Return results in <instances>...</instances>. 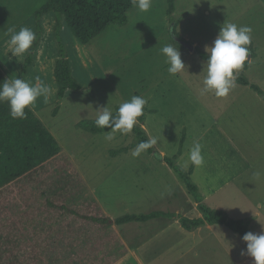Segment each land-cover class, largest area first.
<instances>
[{
    "label": "rangeland",
    "instance_id": "rangeland-1",
    "mask_svg": "<svg viewBox=\"0 0 264 264\" xmlns=\"http://www.w3.org/2000/svg\"><path fill=\"white\" fill-rule=\"evenodd\" d=\"M46 4L47 0H0V68L8 78L35 84L39 77L50 86L47 101L38 98L32 109L57 138L69 161L43 183L22 191L9 205L0 195V215H12L30 238L39 236L37 243L45 257L57 255L51 264H112L125 249L114 224L117 230L113 225L104 231L110 254L92 250L66 257L61 240L66 239L65 221L71 216L50 202L73 206L87 194L112 218L186 208L190 191L163 157L175 158L181 167L196 140L203 145L204 164L198 168L189 165L186 171L192 170L191 177L202 193L232 181L248 184L254 200L264 202V95L236 80L227 97L201 96L205 59L196 48L191 51L178 43L172 33L171 41L166 27L171 21L169 26L181 38L205 50L206 45L213 44L223 23L250 26V55L237 76H247L251 84L264 90V0H175L172 14L168 12L169 0H153L148 12L132 7L127 24H112L87 44L64 20L58 21L53 11L37 18L36 12ZM8 27L17 31L28 27L36 38L39 36L26 74L22 70L30 49L22 63L8 53L9 37L4 35ZM58 28L73 74L83 85L64 99L58 98L54 75L60 57ZM168 43L179 47L188 72L175 77L168 74L160 54L161 47ZM133 95L147 100L143 126L150 138L157 140L155 148L162 156L144 150L134 157L132 152L139 143L133 130L128 134L117 132L114 140L106 141L104 132L93 133L79 126L81 121L94 120L98 107L108 106L115 113L117 106ZM74 183H80L81 189ZM226 192L230 189L216 194L209 204L223 205ZM95 209L94 202L87 208ZM197 213L188 216L195 218ZM48 225L51 232H44ZM257 230L254 227L251 232L256 234ZM54 237L58 242L56 246L51 242L54 246L50 247Z\"/></svg>",
    "mask_w": 264,
    "mask_h": 264
},
{
    "label": "trees",
    "instance_id": "trees-1",
    "mask_svg": "<svg viewBox=\"0 0 264 264\" xmlns=\"http://www.w3.org/2000/svg\"><path fill=\"white\" fill-rule=\"evenodd\" d=\"M169 3L168 12L172 14L175 10V0H169ZM132 7L131 0H47V4L38 9L36 15L40 18L43 13L53 11L58 21L64 20L76 37L82 43L87 44L108 26L127 24L128 11ZM38 37L30 48L22 70L23 74H26L28 67L33 63V50L38 43ZM57 39L60 46V57L56 61L54 75L58 84V98L64 99L71 91L81 90L83 85L73 74L59 28ZM196 52L206 60L207 57L202 48L196 46ZM7 78L0 68V83ZM236 80L244 85H251L257 92L264 95V90L258 84H251L247 76L239 75ZM9 112L8 103H0V195L4 200H8V205L18 199L22 191L30 190L43 183L48 176L69 161L68 155L57 138L32 108L25 109V119L14 120ZM139 119L140 123L134 126L133 131L140 144L151 140L143 126L146 119L145 108L144 115ZM79 126L93 133L104 132L95 125V119L81 121ZM107 130L110 129L106 128L105 131ZM146 151L162 156L156 150L155 145ZM179 154H182V149ZM163 160L174 168L185 181L190 193L198 202L203 214L201 217L191 218L171 211L153 210L143 213H126L112 218L98 206L99 204L97 205L96 200L86 196L87 194L77 200V204L73 206L50 202L53 207H60L71 216V219L65 221L66 239L61 240V243L64 241V247L67 249L65 256L69 254L72 256L81 251L88 253L92 250L100 255H108L112 251L109 252L107 249L108 241L104 236V231L114 224L145 222L160 217L178 216L181 224L189 230L197 229L205 224H224L241 236L251 232L249 220L234 219L225 210L214 208L206 201L198 184L191 177L192 170L182 171L175 158L164 156ZM77 179L84 183L80 177ZM74 186L81 189L80 183H74ZM93 202L95 211L87 210ZM51 229L52 226L48 225L43 231L51 232ZM38 237L30 238L12 215L2 213L0 215V264H51L50 262L57 255L45 257L43 250L38 246ZM51 242L56 246L58 240L55 237L50 240V247H53ZM77 245L78 250H76Z\"/></svg>",
    "mask_w": 264,
    "mask_h": 264
},
{
    "label": "clouds",
    "instance_id": "clouds-1",
    "mask_svg": "<svg viewBox=\"0 0 264 264\" xmlns=\"http://www.w3.org/2000/svg\"><path fill=\"white\" fill-rule=\"evenodd\" d=\"M134 8L139 12H148L152 7L153 0H131ZM171 22V21H170ZM170 22L166 23L168 36L174 42L171 33ZM252 28L250 26H238L235 23L225 22L211 46H205L206 60L202 65L204 73L202 87L199 89L201 96L214 94L217 98L227 97L230 91L236 86L237 74L243 68L245 61L249 58V45L251 44ZM4 35L8 36V53L22 58L28 53L33 42L36 40V33L28 27H21L17 31L14 27H8ZM176 44V43H175ZM160 54L164 57L167 65V72L171 76H177L188 72L185 63L181 59L179 47L168 43L161 47ZM32 84L22 78H7L0 83V103L7 102L9 114L12 119H25V109L35 106L38 98L43 97L47 101L51 95V88L44 81L36 78ZM147 100L142 96L133 95L130 100L119 104L118 109L113 111L108 107H98L95 111V125L104 130V139L112 141L117 132L121 134L131 133L134 126L140 123V117L144 115V108ZM110 129L105 131V129ZM157 143L156 139L141 142L132 152L134 157L141 154ZM203 145L199 140L193 141L187 160L181 166V170H187L189 165L202 167L204 156ZM262 225V224H261ZM264 226V225H262ZM242 240L246 242V251L242 250L241 255H247L253 259V264H264V231L260 234L248 232L243 235Z\"/></svg>",
    "mask_w": 264,
    "mask_h": 264
},
{
    "label": "crops",
    "instance_id": "crops-1",
    "mask_svg": "<svg viewBox=\"0 0 264 264\" xmlns=\"http://www.w3.org/2000/svg\"><path fill=\"white\" fill-rule=\"evenodd\" d=\"M228 189L230 192L225 193L224 204L214 208L225 210L234 219L249 220L250 229H258L256 234L264 231V202L254 200L248 184L226 181L203 195L210 203L216 194ZM188 195V206L177 207L171 212L186 216L198 212L195 218L201 217L203 214L198 202L191 198L190 193ZM120 226H117V233L125 252L112 264H253L251 257L241 255L245 250L241 235L229 231L224 224H205L189 230L177 216L134 221L126 223L124 229ZM113 227L117 230L116 225ZM116 246L118 248V243Z\"/></svg>",
    "mask_w": 264,
    "mask_h": 264
},
{
    "label": "water",
    "instance_id": "water-1",
    "mask_svg": "<svg viewBox=\"0 0 264 264\" xmlns=\"http://www.w3.org/2000/svg\"><path fill=\"white\" fill-rule=\"evenodd\" d=\"M174 29V28H173ZM174 39L176 41H178L179 43H181L183 46L187 47L189 50L191 51H195L196 46L194 44H191L189 42H187L186 40H184L183 38H181L176 31H174L173 33Z\"/></svg>",
    "mask_w": 264,
    "mask_h": 264
}]
</instances>
